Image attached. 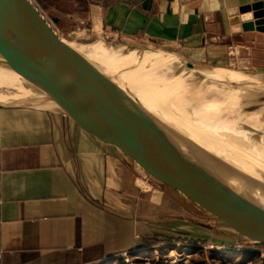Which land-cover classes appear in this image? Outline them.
Returning <instances> with one entry per match:
<instances>
[{"label":"crops","instance_id":"0c3cea01","mask_svg":"<svg viewBox=\"0 0 264 264\" xmlns=\"http://www.w3.org/2000/svg\"><path fill=\"white\" fill-rule=\"evenodd\" d=\"M31 1L56 25L175 45L196 64L264 65V33L240 12L264 0ZM192 196L63 111L0 105V264H118L148 243L201 242Z\"/></svg>","mask_w":264,"mask_h":264},{"label":"water","instance_id":"95a60500","mask_svg":"<svg viewBox=\"0 0 264 264\" xmlns=\"http://www.w3.org/2000/svg\"><path fill=\"white\" fill-rule=\"evenodd\" d=\"M259 9L256 30L264 33V3L241 13ZM249 16H242L245 32L255 30ZM95 58L65 44L31 0H0V105L63 111L173 175L204 199V208L214 207L212 199L264 233V150L257 138L235 132L229 116L144 94Z\"/></svg>","mask_w":264,"mask_h":264},{"label":"rangeland","instance_id":"374dc122","mask_svg":"<svg viewBox=\"0 0 264 264\" xmlns=\"http://www.w3.org/2000/svg\"><path fill=\"white\" fill-rule=\"evenodd\" d=\"M42 12L44 13L42 14ZM42 12L41 14L51 24L54 31L61 38L69 40L76 44H84L91 48L98 46L117 51L120 50L122 52L130 51L135 53V51H141L148 53L150 52L152 54L162 53L168 55L173 53L174 56L179 58V60L181 59V62L179 61V64L177 66L203 68L205 70H215L217 72L229 73L233 76H242L240 77L242 79L248 78L249 80L257 82L264 86V80H262L264 79L263 63H253V65H250L249 62L241 65L233 63L229 68H211L209 66L191 62L187 55L183 51L179 50V48H177L175 45L155 43L145 39H126L115 33L93 34L86 32L84 28L77 25H56L53 23V20L50 19L48 11L43 10ZM256 12L259 13L260 9L256 11L251 10L250 12L244 14L241 13V16L251 15L249 16V22L253 23V28L255 29L254 31L257 33H262L256 30L258 27H262L258 25L257 21L259 19L255 18L254 16V13ZM258 44L262 45V43ZM258 53L261 56L263 55L262 52ZM183 58L185 61L182 60ZM108 60L111 62L113 61L112 59ZM109 66L111 67L110 64ZM120 66V63H117V65H113L114 70L117 72L121 71V78L129 82V77H134L133 73L124 70V67ZM255 77H262V79ZM166 100L173 101L170 98ZM225 115L228 116L227 114ZM250 116L254 115L250 114ZM240 123L242 124V126L246 125V122L242 120L240 121ZM261 141L257 139L259 145L263 146ZM261 148L264 150V146ZM177 186L178 185L175 186L176 191L178 189ZM193 192L192 195L195 196L197 200L192 196L190 217L193 222L202 224L207 227L208 233L206 240H202L201 242L189 240L186 243H175L163 247L161 246L157 249V251L152 252L151 254L139 256V260L136 259V257H134V259L130 257L128 263L123 260L118 264H264V233L246 226L243 222L230 215L228 210L221 207L212 199H209V201L213 203L214 207L208 205L207 208H205L207 209V211H203V209L200 210V207L203 208L204 199L201 198L199 194H194L196 192ZM181 194H183V191H181ZM181 194L179 196H182ZM210 209L212 211H210ZM215 212L217 216L219 215L218 217L215 215ZM221 215L223 216V218L220 217ZM227 217H231L232 219Z\"/></svg>","mask_w":264,"mask_h":264},{"label":"bare ground","instance_id":"6f19581e","mask_svg":"<svg viewBox=\"0 0 264 264\" xmlns=\"http://www.w3.org/2000/svg\"><path fill=\"white\" fill-rule=\"evenodd\" d=\"M58 37L71 47L93 53L99 60L102 58L104 66L115 78L144 94L155 95L157 99L179 108H199L226 118L227 114L233 118L227 119L233 123L232 129L235 132L239 133L238 129L241 130L250 141L256 138L262 140L264 146L263 85L229 73L177 66L181 59L173 53L122 52L98 46L91 48L63 39L59 35ZM117 63L124 70L132 72L135 78L129 77V82L122 79L121 71L117 72L113 67ZM169 98L173 101L166 100ZM241 120L246 122L245 127L240 123ZM257 146L260 148L259 144ZM252 148L249 147L251 150Z\"/></svg>","mask_w":264,"mask_h":264},{"label":"trees","instance_id":"16d2710c","mask_svg":"<svg viewBox=\"0 0 264 264\" xmlns=\"http://www.w3.org/2000/svg\"><path fill=\"white\" fill-rule=\"evenodd\" d=\"M161 242H155V243H148L145 244V246L143 247V251H147L148 253H152L157 251L158 247L161 245ZM264 249V246H263ZM223 259V258H222Z\"/></svg>","mask_w":264,"mask_h":264},{"label":"built area","instance_id":"2783aa9c","mask_svg":"<svg viewBox=\"0 0 264 264\" xmlns=\"http://www.w3.org/2000/svg\"><path fill=\"white\" fill-rule=\"evenodd\" d=\"M123 260H124L126 263L129 262V258H128L127 256H124V257H123Z\"/></svg>","mask_w":264,"mask_h":264}]
</instances>
